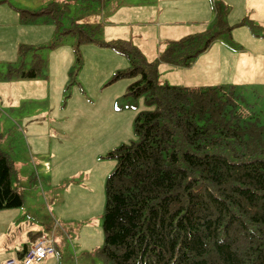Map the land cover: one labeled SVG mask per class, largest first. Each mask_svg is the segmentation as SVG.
Returning <instances> with one entry per match:
<instances>
[{
  "label": "rangeland",
  "instance_id": "rangeland-1",
  "mask_svg": "<svg viewBox=\"0 0 264 264\" xmlns=\"http://www.w3.org/2000/svg\"><path fill=\"white\" fill-rule=\"evenodd\" d=\"M146 1L0 0V71L29 69L38 56L43 61L35 77H0V148L13 161L12 187L24 202L2 212L15 215L14 224L26 218L51 225L61 250L55 264H104L96 250L103 243L105 182L115 167L108 153L136 140L134 116L148 107L143 95L126 94L133 79L113 77L129 66L126 57L84 38L129 39L152 61L166 41L209 26L213 1L227 5L206 0L209 20L183 11L170 24L161 19L171 13L140 7ZM197 2L177 0L182 7ZM231 2L229 25L251 19L252 10L253 18H264V0ZM158 72L162 83L231 87L242 110L264 111V38H250L244 25L217 34L190 66L159 65Z\"/></svg>",
  "mask_w": 264,
  "mask_h": 264
},
{
  "label": "trees",
  "instance_id": "trees-1",
  "mask_svg": "<svg viewBox=\"0 0 264 264\" xmlns=\"http://www.w3.org/2000/svg\"><path fill=\"white\" fill-rule=\"evenodd\" d=\"M214 4L209 26L166 41L152 61L129 39L84 38L126 57L129 66L113 77L133 79L126 94L143 95L148 106L134 116L136 140L108 153L115 167L96 250L104 264H264V111L242 110L231 87L158 80L159 65L190 66L222 31L244 25L264 38V24L245 16L229 25V5ZM32 61L0 77H35L43 61ZM14 174L0 148V210L23 204Z\"/></svg>",
  "mask_w": 264,
  "mask_h": 264
},
{
  "label": "crops",
  "instance_id": "crops-1",
  "mask_svg": "<svg viewBox=\"0 0 264 264\" xmlns=\"http://www.w3.org/2000/svg\"><path fill=\"white\" fill-rule=\"evenodd\" d=\"M154 1V2H153ZM166 0H147L144 5L140 6L145 9L152 8L156 9L157 14L161 13H171L168 17H163L161 20L164 22L173 24V19L175 17H172V15L177 16L180 12H189L190 15L196 14L197 18H204L206 20H209L211 18V9L210 5L207 4L206 0H198L196 4H189L184 7L179 5L177 3V0H169L167 2L168 7L161 6V3L165 4ZM213 1V0H212ZM227 3L229 6H233L234 3L231 2V0H223ZM234 1V0H233ZM251 0H244L245 4H249ZM215 1H213L214 4ZM157 4V6H155ZM243 12V11H242ZM247 14V13H245ZM252 20L257 21L260 24H264V18L262 17H256L254 16V11L251 12ZM264 16V15H263ZM157 18V17H155ZM180 20V18H178ZM259 19V20H258ZM189 34V33H188ZM186 35V34H185ZM249 37L253 39V36L249 33ZM172 40V39H170ZM161 50V48H160ZM167 64H161V66H165ZM46 163V162H45ZM24 204V202H23ZM12 209V208H11ZM2 209L0 210V213H6V223L3 225H0V264L8 257H14V256H20L22 252L24 251L25 247L29 244V242L34 241L38 236L41 234L46 235L48 238H50L54 242V238L52 235V227L51 225L46 226H39L38 223L33 222L30 219H22V221H19L18 223L14 224V220L16 218L15 215L10 214V212H2ZM9 211V210H7ZM3 215V214H1ZM0 218L3 220V218L0 216ZM57 228V227H56ZM56 252L53 255H49L46 258H43L40 262L37 264H55L58 263V252L60 253L61 250L55 247ZM57 259V260H56Z\"/></svg>",
  "mask_w": 264,
  "mask_h": 264
},
{
  "label": "built area",
  "instance_id": "built-area-1",
  "mask_svg": "<svg viewBox=\"0 0 264 264\" xmlns=\"http://www.w3.org/2000/svg\"><path fill=\"white\" fill-rule=\"evenodd\" d=\"M55 252L53 242L45 235H40L36 240L29 243L22 257H10L2 264H36L45 256Z\"/></svg>",
  "mask_w": 264,
  "mask_h": 264
}]
</instances>
